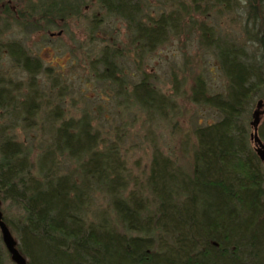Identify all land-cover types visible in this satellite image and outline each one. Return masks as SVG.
<instances>
[{
	"label": "trees",
	"instance_id": "obj_1",
	"mask_svg": "<svg viewBox=\"0 0 264 264\" xmlns=\"http://www.w3.org/2000/svg\"><path fill=\"white\" fill-rule=\"evenodd\" d=\"M94 2L125 22L130 46L141 53L178 28L181 11L202 16L199 42L214 54L226 86L208 93L197 73L190 98L215 108L219 118L195 127L187 169L154 153L147 171L136 174L145 183L134 182L126 195L131 173L85 114L57 124L47 120L48 142L32 155L14 129L37 124L44 110L37 77L51 75L52 67L2 33L12 23L43 29L57 18L84 16L85 9L82 0H0V56L6 50L27 73L26 81H16L0 71V208L26 264H264V162L250 136L251 113L261 98L257 132L264 141V0H172L170 13L149 15L146 22L140 0ZM211 11L236 22L240 35L229 36L217 22L208 25ZM91 22L100 25L101 19ZM191 22L196 26L195 16ZM109 49L104 45L96 59L104 66L99 75L122 94L114 58L122 49ZM132 95L149 114L164 112L170 99L147 73ZM61 155L76 160L77 176L59 169ZM97 192L107 196L114 221L108 210L94 209ZM10 263L17 264L0 232V264Z\"/></svg>",
	"mask_w": 264,
	"mask_h": 264
},
{
	"label": "rangeland",
	"instance_id": "obj_2",
	"mask_svg": "<svg viewBox=\"0 0 264 264\" xmlns=\"http://www.w3.org/2000/svg\"><path fill=\"white\" fill-rule=\"evenodd\" d=\"M140 1L144 22L149 15L172 11V0ZM18 7L25 8L22 4ZM82 8L84 16H69L67 21L57 18L43 29L12 23L3 31V40H18L31 55L39 57L43 66L52 67L51 75L42 72L37 77L44 110L38 112L34 127L17 126L14 129L17 137L28 145L32 155L38 154L48 142L47 120L57 124L61 118L76 119L85 114L92 130L99 131L105 145H116L120 160L131 173L132 179H125L124 195L133 188L134 182L145 183L143 176L136 177V174L147 171L154 153L169 156L187 169L196 146L195 127L219 118L215 108L191 100L194 75L200 73L204 77L208 93L223 91L226 86L214 54L199 42L198 23L200 25L202 16L191 13L197 19L193 26L191 16L181 15V11L178 28L170 30L151 50L141 53L138 47L135 51L130 46L129 31L121 18L108 15L94 0H82ZM93 16L101 19L100 25L92 24ZM216 22V27L224 29L229 36L240 35L236 22L226 14L211 11L208 25ZM59 30L61 32L57 33ZM104 45H108L109 50L122 49V54L114 57L116 72L125 86L122 94L116 92L111 80L99 75L104 66L96 64V59ZM0 71L16 81L27 80L26 71L13 65L6 50L0 56ZM143 73H147L158 93L170 97L171 100L166 97L163 104L164 112L152 110L149 114L134 100L133 85L140 81ZM68 158L59 156V169L77 176L76 160ZM96 195L94 209L108 210L109 219L114 221L107 196L101 192Z\"/></svg>",
	"mask_w": 264,
	"mask_h": 264
},
{
	"label": "water",
	"instance_id": "obj_3",
	"mask_svg": "<svg viewBox=\"0 0 264 264\" xmlns=\"http://www.w3.org/2000/svg\"><path fill=\"white\" fill-rule=\"evenodd\" d=\"M60 32L61 30L57 31V33H60ZM262 103H263V100L259 98L257 100L256 107L253 109L251 113L250 124L252 126V131H251L250 136L255 142V150L257 152V155L264 162V141L259 137L258 132H257L258 123H259L260 115H261L260 106L262 105ZM0 232H1L2 241L7 251L10 254V258L17 264H26L25 256L19 251L18 247L16 246V240L13 234L11 233L8 225L3 219L1 208H0Z\"/></svg>",
	"mask_w": 264,
	"mask_h": 264
}]
</instances>
